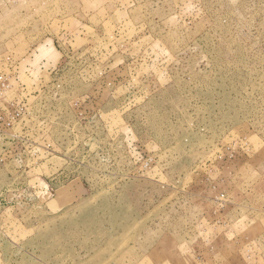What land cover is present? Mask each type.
Instances as JSON below:
<instances>
[{
	"label": "rangeland",
	"instance_id": "1",
	"mask_svg": "<svg viewBox=\"0 0 264 264\" xmlns=\"http://www.w3.org/2000/svg\"><path fill=\"white\" fill-rule=\"evenodd\" d=\"M0 1V264H264V0Z\"/></svg>",
	"mask_w": 264,
	"mask_h": 264
},
{
	"label": "crops",
	"instance_id": "2",
	"mask_svg": "<svg viewBox=\"0 0 264 264\" xmlns=\"http://www.w3.org/2000/svg\"><path fill=\"white\" fill-rule=\"evenodd\" d=\"M0 3H1V1H0ZM8 13V12H7ZM8 16V15H7ZM4 20V19H3ZM2 20V21H3ZM1 25V24H0ZM0 32H4V33H6L7 32V30L6 29H1V26H0ZM40 50H42V48L41 49H39V51ZM39 52L38 51V49H36V47H34L33 49H32V46L28 49V51L26 52V54H28V56L26 57H23V59L21 60L20 59V62L18 63L19 65H21V64H24V66H26V65H28V64H30V61H32V58H34L35 59V57H36V55H34L35 54V52ZM25 54V55H26ZM34 55V56H33ZM33 56V57H32Z\"/></svg>",
	"mask_w": 264,
	"mask_h": 264
}]
</instances>
